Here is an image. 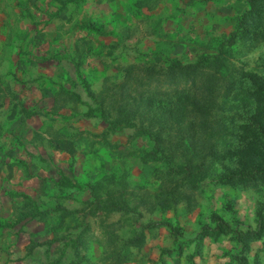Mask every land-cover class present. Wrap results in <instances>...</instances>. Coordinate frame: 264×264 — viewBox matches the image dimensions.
Instances as JSON below:
<instances>
[{
  "label": "rangeland",
  "instance_id": "rangeland-1",
  "mask_svg": "<svg viewBox=\"0 0 264 264\" xmlns=\"http://www.w3.org/2000/svg\"><path fill=\"white\" fill-rule=\"evenodd\" d=\"M245 9L246 0H0V264H264V229L246 243L211 219L256 230L264 186L175 183L170 205L153 199L159 162L142 163L137 130L113 124L118 104H135L127 79L228 40ZM263 63L264 45L233 60ZM121 192L133 211L105 210ZM142 230L144 242L116 262Z\"/></svg>",
  "mask_w": 264,
  "mask_h": 264
},
{
  "label": "trees",
  "instance_id": "trees-1",
  "mask_svg": "<svg viewBox=\"0 0 264 264\" xmlns=\"http://www.w3.org/2000/svg\"><path fill=\"white\" fill-rule=\"evenodd\" d=\"M262 45L264 0H246L237 30L228 40L211 38L206 51L193 59L187 55L164 67H144L127 79L135 104L132 108L118 104L113 124L117 129L137 130L144 145L134 151L142 163L149 158L159 162L155 169L159 188L153 199L170 205L177 195L175 183L187 190L207 181L264 186V63L253 69L233 64ZM123 195L104 200L103 208L133 211L121 199ZM212 215L214 231L238 235L246 243L259 239L264 229L262 214H258L257 229L244 234ZM105 237L115 251L113 241ZM144 240L143 230L131 237L121 252H113L116 262L124 259L127 245H140Z\"/></svg>",
  "mask_w": 264,
  "mask_h": 264
},
{
  "label": "crops",
  "instance_id": "crops-1",
  "mask_svg": "<svg viewBox=\"0 0 264 264\" xmlns=\"http://www.w3.org/2000/svg\"><path fill=\"white\" fill-rule=\"evenodd\" d=\"M0 30H1V19H0ZM0 42H1V39H0Z\"/></svg>",
  "mask_w": 264,
  "mask_h": 264
}]
</instances>
